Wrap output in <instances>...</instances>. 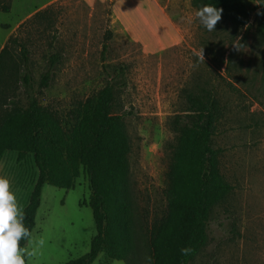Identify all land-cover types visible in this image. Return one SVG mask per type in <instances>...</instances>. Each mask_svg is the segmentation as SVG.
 <instances>
[{"label":"rangeland","instance_id":"rangeland-1","mask_svg":"<svg viewBox=\"0 0 264 264\" xmlns=\"http://www.w3.org/2000/svg\"><path fill=\"white\" fill-rule=\"evenodd\" d=\"M4 4L9 12H0V49L15 38L29 53L35 83L49 56L59 55L49 87L37 100L61 115L92 95L100 96L101 45L105 32H111L105 64L127 68L119 115L130 146L135 263L147 264L151 226L165 213L163 191L174 140L170 119L183 109L182 89L199 81L207 88L214 86L224 106L213 146L222 151L220 173L232 192L212 210L207 243L190 264H264V70L253 34L264 0L231 3L252 14L249 28L235 32L230 51L229 34L203 29L188 0H165L183 41L158 53L143 52L113 29L109 1L89 7L81 0H0ZM37 12L45 13L35 19ZM10 47L17 55V48ZM5 173L23 210L37 176L32 157L20 163L13 159ZM89 196V182L82 171L71 190L43 187L32 236L45 243L27 264H66L89 252L95 234L91 210L85 206ZM25 247L32 251L34 246L26 243ZM93 264L124 263L100 253Z\"/></svg>","mask_w":264,"mask_h":264},{"label":"trees","instance_id":"trees-1","mask_svg":"<svg viewBox=\"0 0 264 264\" xmlns=\"http://www.w3.org/2000/svg\"><path fill=\"white\" fill-rule=\"evenodd\" d=\"M188 1L195 11L206 4L223 10L215 29L229 34L227 51L234 44L235 32L249 28L252 11L231 4L237 0ZM0 12L7 14L9 6L0 5ZM44 13L37 12L34 18ZM254 26L264 70V12L256 15ZM110 38L107 30L100 51V96L92 95L79 102L66 115L42 107L37 100L49 87L60 63L59 55L49 56L44 73L35 83L29 53L15 38L0 49V160L7 152L15 153L18 163L31 156L37 171L22 210L25 226L31 232L34 229L44 186L71 190L81 171L89 182L90 196L85 206L91 210L95 234L89 252L66 264H93L100 253L111 261L136 264L132 257L133 211L127 159L130 146L119 115L120 96L127 87V68L105 64ZM11 45L17 48V55ZM229 61L230 53L226 63ZM181 99L183 109L169 123L174 140L163 191L165 213L152 224L147 242V257L153 264H190L207 243L206 228L212 210L232 192V186L220 173L222 151L213 146L217 125L224 115L220 95L214 86L207 88L198 81L182 89ZM26 243L21 241L24 247ZM182 247L193 251L182 257Z\"/></svg>","mask_w":264,"mask_h":264},{"label":"crops","instance_id":"crops-1","mask_svg":"<svg viewBox=\"0 0 264 264\" xmlns=\"http://www.w3.org/2000/svg\"><path fill=\"white\" fill-rule=\"evenodd\" d=\"M58 0H53L56 2ZM91 7L109 1L113 29L138 45L145 53L173 49L183 41L180 28L175 24L165 0H81ZM17 155L7 152L0 160V176L5 177L9 163Z\"/></svg>","mask_w":264,"mask_h":264},{"label":"clouds","instance_id":"clouds-1","mask_svg":"<svg viewBox=\"0 0 264 264\" xmlns=\"http://www.w3.org/2000/svg\"><path fill=\"white\" fill-rule=\"evenodd\" d=\"M222 9L213 5H202L196 11V20L207 31H214L221 20ZM21 241L33 245L32 251L22 246ZM43 239H34L32 232L24 223V215L20 209L17 197L10 191V181L0 176V264H27L28 259L35 254V249L43 247ZM180 255L188 256L193 249L180 248ZM147 264H153L152 258L146 257Z\"/></svg>","mask_w":264,"mask_h":264}]
</instances>
